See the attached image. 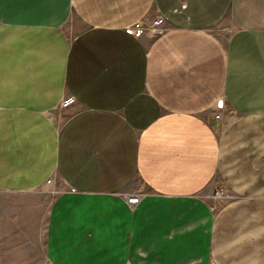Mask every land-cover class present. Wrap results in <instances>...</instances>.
I'll list each match as a JSON object with an SVG mask.
<instances>
[{"label":"crops","instance_id":"crops-1","mask_svg":"<svg viewBox=\"0 0 264 264\" xmlns=\"http://www.w3.org/2000/svg\"><path fill=\"white\" fill-rule=\"evenodd\" d=\"M43 262L264 264V0H0V264Z\"/></svg>","mask_w":264,"mask_h":264},{"label":"built area","instance_id":"built-area-1","mask_svg":"<svg viewBox=\"0 0 264 264\" xmlns=\"http://www.w3.org/2000/svg\"><path fill=\"white\" fill-rule=\"evenodd\" d=\"M163 24V19H158L155 23V25L153 27H151V29H146L142 23H137L134 27V35L136 37H141L142 35L144 34H148V33H156V32H159L161 31L160 29V26ZM72 101H74L73 98H71ZM222 113L218 112L216 113L215 115V118L217 120H221L222 119ZM47 185H50L52 186L53 188L55 187V184H56V181L53 178H48L47 181H46ZM62 184L63 185H67L65 181H62ZM142 197H143V194L142 193H135L133 195H129L126 197V203L127 205L131 208V209H134L137 205L140 204L141 200H142ZM209 198L211 196H208ZM212 197L214 199L217 200V202H220L222 200H224L225 198V192L224 191H218L216 192V194L212 195Z\"/></svg>","mask_w":264,"mask_h":264},{"label":"rangeland","instance_id":"rangeland-1","mask_svg":"<svg viewBox=\"0 0 264 264\" xmlns=\"http://www.w3.org/2000/svg\"><path fill=\"white\" fill-rule=\"evenodd\" d=\"M74 103V101H72L71 100V98H68V99H65L61 104H60V107H59V109H58V111H57V116L55 117L56 118V120H57V122H61V121H63L65 118H66V116H67V114H68V110L67 111H65L63 108H68L70 105H72ZM218 112H220V113H222L223 114V112L225 113V112H228V108H226V106H221L220 108H219V111ZM215 189L214 190H212V192L210 193V198L209 197H207L208 198V201L209 202H211V203H217V200L216 199H214L213 197H212V195H214V194H216V192H218V191H221L222 189L221 188H217V187H214ZM223 191V190H222ZM50 192L51 193H48V194H46L47 195V198L49 197V201L50 200H52V197H54L58 192H59V188H58V182L56 181V184H55V187L52 189V190H50ZM209 194V193H208ZM42 242L43 241H39V243H40V253H41V244H42ZM42 264H47V263H42Z\"/></svg>","mask_w":264,"mask_h":264},{"label":"bare ground","instance_id":"bare-ground-1","mask_svg":"<svg viewBox=\"0 0 264 264\" xmlns=\"http://www.w3.org/2000/svg\"><path fill=\"white\" fill-rule=\"evenodd\" d=\"M208 196H210V195H208Z\"/></svg>","mask_w":264,"mask_h":264}]
</instances>
